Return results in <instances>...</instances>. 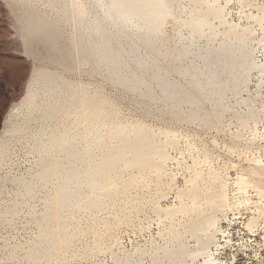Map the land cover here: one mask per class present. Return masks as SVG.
<instances>
[{
    "label": "bare ground",
    "instance_id": "bare-ground-1",
    "mask_svg": "<svg viewBox=\"0 0 264 264\" xmlns=\"http://www.w3.org/2000/svg\"><path fill=\"white\" fill-rule=\"evenodd\" d=\"M217 1L8 0L23 51L37 62L31 63L25 95L9 108L0 129V162L12 140L30 134L36 168L32 179L19 178L21 196L33 197L38 185L50 186L36 216L38 235L26 250L30 262H67L72 240L82 230L76 212L107 204L106 196L133 183L130 176L119 182L131 170L148 168L157 177L168 157L157 134L142 122L119 120L117 101L102 85L82 82L81 73L105 70V77L132 93L145 111L160 100L161 113L171 107V115L180 120L220 121L234 103H245L238 95L258 64L247 43V27L228 23L218 38L210 19H226ZM191 179V208L202 210L185 221L183 230L172 226L163 242L151 248V264H182L187 256L206 253L213 242L216 219L206 212L224 201V186L216 188L214 181L203 194L200 178ZM179 203L164 209L166 217L186 212L187 203ZM16 209L14 204L0 211V222ZM187 232L199 244L194 251L184 242ZM123 257L117 264H131L130 256Z\"/></svg>",
    "mask_w": 264,
    "mask_h": 264
},
{
    "label": "rangeland",
    "instance_id": "rangeland-1",
    "mask_svg": "<svg viewBox=\"0 0 264 264\" xmlns=\"http://www.w3.org/2000/svg\"><path fill=\"white\" fill-rule=\"evenodd\" d=\"M7 2L0 0L1 130L9 108L25 95L32 64L37 62L23 51L15 33L18 24ZM217 3L223 7L226 19L222 23L217 18L210 19L219 31L218 38L231 22L247 27V43L258 64L238 95L245 103H234V109L227 111L220 121L202 124L176 119L170 113L171 107L165 106V114L161 113L160 100L151 103L145 111L135 103L132 93L121 90L105 77V70L92 73L95 77L80 74L82 82L89 81L90 87L102 85L103 91L117 101L119 120L142 122L157 134L156 141L164 142L168 157L164 171L157 177L148 168L131 170L119 182L130 176L135 179L133 183L106 196L107 204L76 212L82 230L73 238L72 252L64 264H117V258L125 254L124 257L130 256L131 264H151V248L163 242L172 226L183 230L185 223H190L202 210L192 209L187 196L194 177L200 178L203 194L210 183L215 181L216 188L222 184L224 201L217 209L209 208L206 212L214 214L216 219L209 255L206 252L187 256L182 264H264V0H218ZM186 14L187 9L183 16ZM250 107L251 113L247 114ZM33 141L30 134L22 140H12L0 162V211L17 204L16 211L0 222V264H34L27 258L26 250L38 235L36 218L44 209L50 186L38 185L33 197L21 196L19 178L32 179L36 168ZM109 201L116 205L109 206ZM179 201L187 203L186 212L178 211L166 217L164 209L179 205ZM184 239L189 251L199 247L189 232ZM95 243L99 246L94 247ZM139 250L143 255H136Z\"/></svg>",
    "mask_w": 264,
    "mask_h": 264
}]
</instances>
